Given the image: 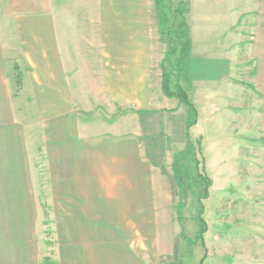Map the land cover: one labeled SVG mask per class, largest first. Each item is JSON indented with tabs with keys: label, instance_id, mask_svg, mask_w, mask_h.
Segmentation results:
<instances>
[{
	"label": "crops",
	"instance_id": "1",
	"mask_svg": "<svg viewBox=\"0 0 264 264\" xmlns=\"http://www.w3.org/2000/svg\"><path fill=\"white\" fill-rule=\"evenodd\" d=\"M192 1L184 14L190 52ZM201 1L204 15L211 0ZM215 1L216 19L228 25L216 37L223 59L198 77L189 52L186 85L201 83L205 96L220 91L217 101L238 102L232 109L239 122L247 98L254 131L264 138V0ZM152 9L157 13L155 0H0V197L9 202L0 230L14 233L21 216L20 194L36 154L28 131L39 126L52 198L86 219L66 232L67 248L78 250L82 261L66 264H143L131 255L130 236L142 233L154 210L152 159L161 133L151 121L157 117L153 124L160 128L165 108L158 102L161 63L156 74L147 27ZM113 25L120 35H113ZM239 58H248L246 72L253 75L247 95L228 80ZM221 102L213 104L231 113ZM95 218L108 227H96Z\"/></svg>",
	"mask_w": 264,
	"mask_h": 264
},
{
	"label": "rangeland",
	"instance_id": "2",
	"mask_svg": "<svg viewBox=\"0 0 264 264\" xmlns=\"http://www.w3.org/2000/svg\"><path fill=\"white\" fill-rule=\"evenodd\" d=\"M213 1L203 15L202 1L193 0L192 12L187 17L193 45L192 52L189 51L190 69L198 77L206 74V66H215L223 59L215 50L221 44L216 42V37L228 25L216 19L217 3ZM186 3V0L164 1L169 23L161 29L157 30L158 13L154 9L148 17L151 45L156 51V74L159 59L167 72L176 68L174 62L180 57L181 49L176 34L185 16L183 13H186ZM112 28L113 35L122 33L119 29L115 31V25ZM102 32L105 33L104 28ZM158 36L162 44L156 50L154 42ZM172 50L174 52L170 53ZM227 58L232 60L233 57ZM239 61L238 70L230 73L228 80L237 87L242 86V92L247 95L253 75L246 72L248 58H239ZM177 81L198 109V125L189 130V136L183 132L181 124L186 122L187 107L159 92L158 102L165 106L159 114L160 128L153 124L157 117L151 121L154 132L160 129L161 133L155 139L157 145L152 159L154 210L142 229L139 227L142 233L130 236L131 255L143 264H200L204 255L203 264H264V138H257L254 131L255 122L247 113L248 99L242 98L239 122L237 113L233 115L238 102L234 103L231 98L217 101L221 99L220 91L205 96L200 89L201 83L188 88L182 80L173 79ZM220 102L221 110L227 107L231 113L220 112V106L214 105ZM174 106L176 109H172ZM213 109L216 111L212 112ZM28 135V142L35 143L36 147L33 168L28 171L29 185L20 194L21 216L15 219L14 233L5 234L0 230V264H66L74 258L82 261L78 259V250L67 248L66 232L86 219L76 211L73 213L75 208L62 207L60 201L52 198L50 171L46 168L44 139L39 126L28 131ZM206 178L211 185L205 197ZM26 197L30 200L24 201ZM7 199V196L0 197V214L9 204ZM200 207L206 228L203 245L195 240L199 234ZM3 220L0 218V228ZM95 222L98 228L109 225L101 226V218H95ZM65 249H68L66 257L63 255ZM109 258L115 260L111 254Z\"/></svg>",
	"mask_w": 264,
	"mask_h": 264
},
{
	"label": "trees",
	"instance_id": "3",
	"mask_svg": "<svg viewBox=\"0 0 264 264\" xmlns=\"http://www.w3.org/2000/svg\"><path fill=\"white\" fill-rule=\"evenodd\" d=\"M164 1L165 0H155V7L158 13V21H159V28L161 29L163 26H167L169 23L168 15L166 13V8H164ZM187 6V3L185 4ZM187 11V8H186ZM185 12V11H184ZM185 13H183L184 15ZM160 37L163 39V33L160 32ZM176 40L177 43L181 44L180 49V57L175 60V69L167 72L165 68L163 67V64L161 65V90L165 97L169 99H176L178 102L184 104L188 108V114L187 119L184 125L185 133L187 134V131L196 125L197 122V112L192 104V102L189 100V97L186 93V91L180 86L179 81L173 82V79L182 80L186 84H189L188 80V56L190 51V40L188 36V27L185 23V20L183 19L180 24V29L178 30L176 34ZM170 48H168V51ZM167 51L168 55L169 52ZM174 51H170V53H173ZM167 55V54H166ZM18 80V85L20 83V77L19 75L16 76ZM199 143V141H197ZM197 163V162H196ZM201 177V176H200ZM203 179V178H202ZM205 182V190H204V196L206 197L208 195V188L211 185V181H209L207 178L204 179ZM202 207H200V210L198 212V218H197V225L199 228V234L196 236V241L201 242L203 245V234L206 232L205 223L202 219ZM205 255L200 260V264H203L205 260Z\"/></svg>",
	"mask_w": 264,
	"mask_h": 264
}]
</instances>
